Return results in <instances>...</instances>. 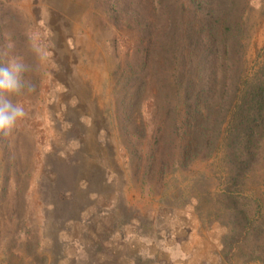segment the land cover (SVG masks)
Listing matches in <instances>:
<instances>
[{
	"label": "rangeland",
	"instance_id": "obj_1",
	"mask_svg": "<svg viewBox=\"0 0 264 264\" xmlns=\"http://www.w3.org/2000/svg\"><path fill=\"white\" fill-rule=\"evenodd\" d=\"M252 1L242 49L247 72L264 62V0ZM121 3L0 0V65L23 62V79L34 86L9 96L26 116L9 135L0 133V264L222 262L226 228L212 223L209 197L204 194L200 206L193 195L201 188L192 186L202 172L214 176L213 159L197 160L161 180L156 172L145 176L138 160L131 163L126 156L111 102L116 55L123 56L136 32L124 20ZM150 119H143L148 129ZM53 158L79 167L80 220H56L52 196L41 191L44 176L56 177ZM258 181L248 186L256 189ZM88 185L91 192L83 197ZM214 186L206 185V192ZM122 193L126 209L119 205ZM54 226L65 242L60 259L47 236Z\"/></svg>",
	"mask_w": 264,
	"mask_h": 264
},
{
	"label": "trees",
	"instance_id": "obj_2",
	"mask_svg": "<svg viewBox=\"0 0 264 264\" xmlns=\"http://www.w3.org/2000/svg\"><path fill=\"white\" fill-rule=\"evenodd\" d=\"M251 1L121 3L124 20L136 32L123 56L116 55L111 102L126 156L131 163L138 160L145 176L156 172L161 180L197 160L213 159L214 176L202 172L192 186L201 188L193 195L198 202L209 197L212 223L226 228L221 264H264V62L247 72L242 53ZM145 115L151 117V129L144 126ZM53 159L49 164L56 177L44 176L41 191L52 196L56 220H80L79 167ZM256 179L257 188L249 187ZM209 183L215 186L206 192ZM90 192L88 185L83 197ZM118 198L128 208L123 193ZM50 228L47 236L60 259L65 242L60 227Z\"/></svg>",
	"mask_w": 264,
	"mask_h": 264
},
{
	"label": "clouds",
	"instance_id": "obj_3",
	"mask_svg": "<svg viewBox=\"0 0 264 264\" xmlns=\"http://www.w3.org/2000/svg\"><path fill=\"white\" fill-rule=\"evenodd\" d=\"M27 70L28 66L19 60L0 65V133L5 136L13 131L18 120L26 116L24 107L14 103L9 96L20 94L25 88L33 91L34 86L23 79Z\"/></svg>",
	"mask_w": 264,
	"mask_h": 264
}]
</instances>
